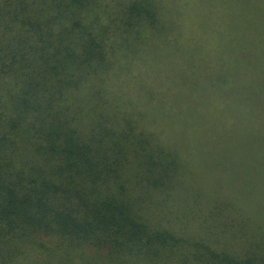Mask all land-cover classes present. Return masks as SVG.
I'll list each match as a JSON object with an SVG mask.
<instances>
[{"label":"trees","instance_id":"16d2710c","mask_svg":"<svg viewBox=\"0 0 264 264\" xmlns=\"http://www.w3.org/2000/svg\"><path fill=\"white\" fill-rule=\"evenodd\" d=\"M235 10L257 42L264 0ZM163 22L160 0H0V264H264L257 177L188 174L211 111L164 106L162 138L108 94Z\"/></svg>","mask_w":264,"mask_h":264},{"label":"rangeland","instance_id":"374dc122","mask_svg":"<svg viewBox=\"0 0 264 264\" xmlns=\"http://www.w3.org/2000/svg\"><path fill=\"white\" fill-rule=\"evenodd\" d=\"M242 1L160 0L164 22L146 35V42L131 49L127 69H116L118 76H112L107 88L123 108L131 107L136 120L143 115L149 130H162V138L173 136L164 106L177 113L182 104L188 116L197 109L211 111V122L196 123L197 134L200 128L210 135L204 140L199 134L192 136L188 174L202 183L210 173L219 175L212 184L219 194L229 193L228 182L257 177L259 200L253 212L264 225V24L257 42L232 28ZM219 78L229 79L228 87L225 80L223 88ZM180 91L187 95L183 102L176 99ZM171 99H176L174 106ZM182 123L188 128L192 124Z\"/></svg>","mask_w":264,"mask_h":264}]
</instances>
